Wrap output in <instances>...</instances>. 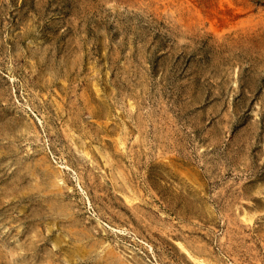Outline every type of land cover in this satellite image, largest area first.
<instances>
[{"label": "rangeland", "instance_id": "1", "mask_svg": "<svg viewBox=\"0 0 264 264\" xmlns=\"http://www.w3.org/2000/svg\"><path fill=\"white\" fill-rule=\"evenodd\" d=\"M63 205L128 264H264V0H0V264H100Z\"/></svg>", "mask_w": 264, "mask_h": 264}, {"label": "bare ground", "instance_id": "2", "mask_svg": "<svg viewBox=\"0 0 264 264\" xmlns=\"http://www.w3.org/2000/svg\"><path fill=\"white\" fill-rule=\"evenodd\" d=\"M58 106H59V109L62 110V112H63L64 111L63 110V106H61V104H58ZM83 110H87V108L84 107ZM92 117H95V116L92 115ZM79 119H80V117L76 113V119L73 122V127L77 126V124L79 122ZM70 128H71V126L68 123V125L66 126V129H65L66 130L65 133H68V134H66V137H69L71 139V143L73 144V146H77V144L74 141V138L71 135L72 132L74 133V130H71ZM92 135L98 136V131L96 130L95 132H91V133H88V134L86 133L87 137L88 136H92ZM124 140L126 141V139L118 138V140H117L118 151H121V152L126 151V142ZM77 148H78L77 151L79 153H82L87 159L90 160V162L93 163L95 161V159L91 156V153L87 151L88 146H81V147H77ZM119 148H122V150L119 149ZM81 150H83V151H81ZM105 156H106V152H104L103 157H105ZM108 157H109V159H112L111 155H109ZM122 159H123V157H122ZM105 160L108 163V159L105 158ZM156 165H157L156 166L157 168H163L162 163H157ZM44 171H45V175H46V177L48 179L51 180L52 178H54V180H52L51 187L52 188L57 187L55 182L58 179L57 177H59V175L56 174L55 172L51 171L49 169V167L44 168ZM116 171H117V174L119 176H121L124 180L127 179V175H125L124 171H120V167H119V169H116ZM186 190L193 192V194H190L193 197L198 196L197 195L198 194V189L195 188L194 185L191 184L189 187H186ZM131 191H133V190H131ZM49 193L50 194L62 193V189L60 187H58V191L57 192L54 191V190H50ZM133 195L134 196L132 198H127L128 202L130 204H132L134 201L139 200V197H138L137 193L133 192ZM188 198H191V197L188 196ZM188 198L187 197L185 198V202H186V200ZM48 208L50 210V213L51 212H56V209L52 205H48ZM131 209L133 211H135V208H131ZM57 210L61 211V212H59L60 215H63V212H64V216H67V217L70 216L71 223H70V229L68 231L69 232V238H70L69 241H68V244H70V247H69V251H67L68 252L67 256L69 258H71L73 261H78V259H80V258L85 260L86 258L90 257L93 253H96L99 249H101L102 252H104L105 254H104V256H102L100 258V260H99L100 264H128L127 262H125V260L122 257V255L119 252L115 251L114 248H108V247L104 248V245H105L104 241L98 240V239H94L93 234L90 231H87L88 229L86 230L83 227L80 228L79 223L74 218L73 212L70 211V209H68V207H65L63 205V207H58ZM136 216L139 217V220H141V222L147 223L146 218L148 216L145 217L144 214H141V216H138V214H137ZM150 220H151L150 222L152 223L154 219H150ZM160 220L161 219H159V221ZM246 221H252V219L251 218H246ZM157 223L160 224L158 221L156 223L154 222V224H157ZM161 225H162V227L164 228L165 231H170V232L172 231L173 226H167L166 223L165 224L162 223ZM147 227L149 228V227H151V225H147ZM121 231H123V230H121ZM152 232L154 233V231H152ZM160 233H162V232H160ZM64 241H65L64 239L58 238L56 240V244L61 245ZM206 247L207 246H202V247H197L196 246V247H194V250L196 251L195 255H194L184 245L180 244L181 250L183 252H185L186 255H188L191 258V260H194V262L196 264H212V262L210 260H207V259L203 258V257H206V256H208L210 254L208 252V250H207L208 247L207 248Z\"/></svg>", "mask_w": 264, "mask_h": 264}]
</instances>
